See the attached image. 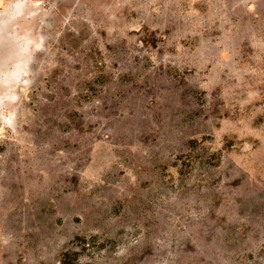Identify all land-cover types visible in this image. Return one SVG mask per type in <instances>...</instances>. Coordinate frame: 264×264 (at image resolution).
Segmentation results:
<instances>
[{
	"label": "rangeland",
	"instance_id": "1",
	"mask_svg": "<svg viewBox=\"0 0 264 264\" xmlns=\"http://www.w3.org/2000/svg\"><path fill=\"white\" fill-rule=\"evenodd\" d=\"M25 1L0 264H264V0Z\"/></svg>",
	"mask_w": 264,
	"mask_h": 264
},
{
	"label": "water",
	"instance_id": "2",
	"mask_svg": "<svg viewBox=\"0 0 264 264\" xmlns=\"http://www.w3.org/2000/svg\"><path fill=\"white\" fill-rule=\"evenodd\" d=\"M25 7L26 1L19 0L13 3L7 9L0 11V88H3V90H10L11 88H13L16 80L19 81L21 79V76L23 74H26L27 72L28 59L25 58L23 61L15 64V68L18 69V72L13 73L9 70V68H7L12 54L6 47L8 41L10 42L12 41V39H19V37L17 36L18 30H22L23 27L25 28L24 25L28 26V24H22L23 20H25ZM24 32H26V34L21 37L22 44H20L19 52H24L28 55L30 51V39L28 38L29 34H27L28 29H25ZM7 99H15V97L13 96V94L7 96L0 95V107Z\"/></svg>",
	"mask_w": 264,
	"mask_h": 264
}]
</instances>
